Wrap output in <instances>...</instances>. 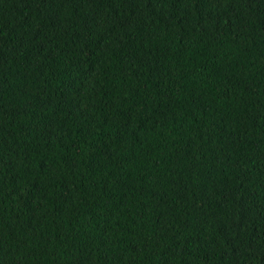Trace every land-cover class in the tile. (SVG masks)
Returning a JSON list of instances; mask_svg holds the SVG:
<instances>
[{
    "label": "trees",
    "instance_id": "1",
    "mask_svg": "<svg viewBox=\"0 0 264 264\" xmlns=\"http://www.w3.org/2000/svg\"><path fill=\"white\" fill-rule=\"evenodd\" d=\"M0 264H264V0H0Z\"/></svg>",
    "mask_w": 264,
    "mask_h": 264
}]
</instances>
